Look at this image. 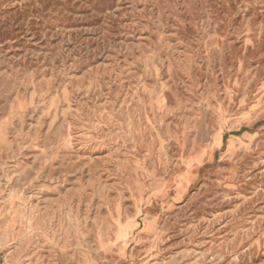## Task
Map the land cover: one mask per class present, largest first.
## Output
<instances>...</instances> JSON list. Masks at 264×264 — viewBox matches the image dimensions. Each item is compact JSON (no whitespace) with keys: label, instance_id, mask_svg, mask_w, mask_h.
<instances>
[{"label":"rangeland","instance_id":"1","mask_svg":"<svg viewBox=\"0 0 264 264\" xmlns=\"http://www.w3.org/2000/svg\"><path fill=\"white\" fill-rule=\"evenodd\" d=\"M0 264H264V0H0Z\"/></svg>","mask_w":264,"mask_h":264}]
</instances>
